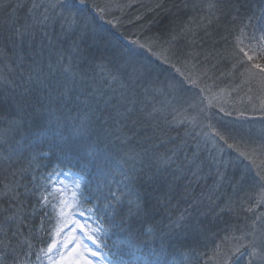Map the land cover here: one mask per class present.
<instances>
[{
    "label": "trees",
    "instance_id": "obj_1",
    "mask_svg": "<svg viewBox=\"0 0 264 264\" xmlns=\"http://www.w3.org/2000/svg\"><path fill=\"white\" fill-rule=\"evenodd\" d=\"M60 2L0 7V264L45 263L56 226L50 179L59 170L83 177L109 259L224 264L264 220L250 184L240 183L244 155L218 133L219 152L171 125L151 98L149 69L140 86L126 75L120 97L109 96L106 70L119 71L145 39L167 53L162 62L146 56L151 69L180 67L182 79L199 75L214 95L234 87L249 95L247 74L264 72V0H83L71 17ZM26 28L22 40L15 35ZM221 115L214 108L203 124L218 132Z\"/></svg>",
    "mask_w": 264,
    "mask_h": 264
},
{
    "label": "rangeland",
    "instance_id": "obj_2",
    "mask_svg": "<svg viewBox=\"0 0 264 264\" xmlns=\"http://www.w3.org/2000/svg\"><path fill=\"white\" fill-rule=\"evenodd\" d=\"M127 6H130V4ZM111 7L112 11H109V9L108 12H116L117 7L114 9L113 5ZM129 32L138 37V29L132 28ZM139 43L140 45L137 42L135 47L145 57L141 56L138 50H133L129 54L124 55L127 62L125 63L124 60L118 66L117 69L119 71L106 70L107 74L110 72L107 76L109 80L108 86H111V88H108L109 96L118 94L116 92L119 90V85H121L126 75L129 76L132 82L131 85L134 83L140 86L139 81L143 80L140 76L143 73L145 74L144 69L147 68L153 72L155 78L153 79L154 81L152 80L153 85L149 88L151 89V98L153 102H157L155 107L158 111L165 113L171 125H183L185 129H188L189 137L192 136V138L199 140V144H204L205 147H214L219 152L221 150L220 148L218 149V136L216 135L218 133L219 138L225 139L226 142L232 144V148L244 155L247 163L243 168L248 178L244 176L240 183L246 182L250 184V188L246 193L249 191L252 193L251 197L254 199L253 211L259 216L264 214V181H260L257 175L258 173H264V118L259 117V113L264 111V72L256 75L251 72L247 74V78L255 86L249 95L240 96L236 87L232 88L230 94L224 90H218L216 92L217 95H214L210 91V87H206L205 84L200 87L199 75H196L195 81L193 78L182 79V75L178 74L182 72L180 67L174 69L178 73L163 65L156 66V69H151L145 62L146 56L151 55L153 63L154 59L162 62L165 61L167 53L163 50L160 52L153 50L155 45L153 41L143 39L139 40ZM64 72L69 75L71 80L73 79L69 71L64 70ZM231 76L232 74L229 77ZM168 78H173V81H169ZM50 84L54 85L53 82H50ZM124 91L121 93L122 96H124ZM233 93L235 99L231 98ZM118 97H120V94H118ZM214 108L218 110L220 115L222 114L218 118V132L211 131L203 124L209 112ZM232 108L244 111L238 116V110V113L235 114L231 112ZM223 114H226V117ZM50 180L48 202L52 205L56 216V226L53 231L51 244L55 240L56 246L53 247L51 252L48 251V247L44 264H107L109 257L103 252L102 247L98 248L96 244L85 236L83 231L79 229L73 231L75 225L71 223L70 218L67 215H61L63 207L60 204L61 199L71 202L72 193L76 192L80 208L85 215L81 216L77 213L74 219L81 224L89 225L92 229L101 228V231L95 234L98 241L105 237V229L95 216V211L89 212V208L85 206L82 191L84 186L83 177L72 171L59 170L51 176ZM77 183L80 185L79 188L76 187ZM61 192L63 195H61ZM253 229L255 235L252 234V239H250V236V241H255L258 246L264 244V220L260 230H256L255 226ZM73 240L76 243H72ZM65 243H67V247H65ZM249 246L245 245V243L240 245L235 250L238 254L229 255L228 258H225L224 264H248ZM87 249L99 252L100 255L93 256L92 252ZM218 261L220 262L221 260Z\"/></svg>",
    "mask_w": 264,
    "mask_h": 264
},
{
    "label": "snow or ice",
    "instance_id": "obj_3",
    "mask_svg": "<svg viewBox=\"0 0 264 264\" xmlns=\"http://www.w3.org/2000/svg\"><path fill=\"white\" fill-rule=\"evenodd\" d=\"M77 3L83 4V0H61V2L59 3L58 6L61 9H63L64 11H66L68 13L69 17H71L73 15L72 10L77 7ZM5 6H7L5 3V0H0V7H5ZM33 7H36V5H33ZM45 18L47 19V17H45ZM74 22L75 21L73 20V23ZM26 33H27V28L25 29V32H20L19 30H17L15 35L22 40ZM51 146L54 148L60 147V145L56 143L54 134L52 137ZM230 147H231V145H230ZM257 175H258L260 181H264V173H258ZM76 187L77 188L80 187L79 183L76 184ZM61 195H63L62 192H61ZM43 199L47 200V197H44ZM129 203L131 204L133 202L129 201ZM60 204L63 206L61 209V215H67L70 218L71 223H73L75 225V228L73 229V231H75L76 229L83 231L85 236H87V238L89 240H91L94 244H96L98 248H100L102 246H104V247L107 246L102 241H98L96 238L95 234L97 232H100L101 228L92 229V228H90L89 225L81 224L79 221L74 219V217L77 213L81 216L85 215L84 211L80 208V204L78 202V194L76 192L72 193V201L71 202H69L68 200H65V199H61ZM136 207H139V204H137ZM88 211L94 212V209L89 208ZM9 219H11V217H9ZM130 237H131V233H129V238ZM130 242H131L130 239L125 241L126 244H130ZM72 243H76V241L73 240ZM55 246H56V241L53 240L52 244L49 246L48 251L51 252L53 250V247H55ZM65 247H67V243H65ZM87 250L92 252L93 256L100 255L99 252L92 251V249H87ZM248 256H249L248 264H264V244H261L258 246L255 241L250 242V248L248 251ZM107 264H123V261H122V259H119V258L116 260L108 259Z\"/></svg>",
    "mask_w": 264,
    "mask_h": 264
}]
</instances>
